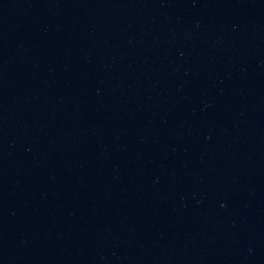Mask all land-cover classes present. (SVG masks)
Listing matches in <instances>:
<instances>
[{"label":"water","instance_id":"95a60500","mask_svg":"<svg viewBox=\"0 0 264 264\" xmlns=\"http://www.w3.org/2000/svg\"><path fill=\"white\" fill-rule=\"evenodd\" d=\"M128 264H264V69L200 148Z\"/></svg>","mask_w":264,"mask_h":264}]
</instances>
